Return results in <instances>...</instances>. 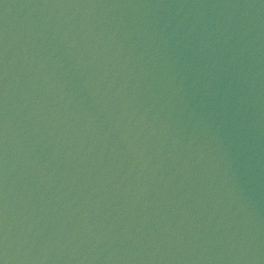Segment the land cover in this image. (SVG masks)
Returning a JSON list of instances; mask_svg holds the SVG:
<instances>
[{"label":"water","instance_id":"1","mask_svg":"<svg viewBox=\"0 0 264 264\" xmlns=\"http://www.w3.org/2000/svg\"><path fill=\"white\" fill-rule=\"evenodd\" d=\"M0 264H264V0H0Z\"/></svg>","mask_w":264,"mask_h":264}]
</instances>
